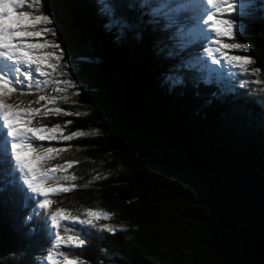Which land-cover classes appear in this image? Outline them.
Returning <instances> with one entry per match:
<instances>
[{"label": "trees", "instance_id": "obj_1", "mask_svg": "<svg viewBox=\"0 0 264 264\" xmlns=\"http://www.w3.org/2000/svg\"><path fill=\"white\" fill-rule=\"evenodd\" d=\"M50 2L57 35L48 38L64 49L58 70L77 87L51 93L61 114L34 123L86 135L35 142L66 149L45 167L59 169L51 184L72 190L52 195L48 210L26 187L13 190L0 205V264H46L56 209L81 219L87 210L111 214L83 248L60 249L81 264H264V0H247L237 20L251 25L255 49L231 53L253 57L254 76L212 65L210 42L191 41L188 23L165 27L142 0H118L117 13L132 23L123 35L105 27L100 0ZM18 88L11 102L44 95ZM105 225L115 234L98 231ZM65 227L80 225L61 227L80 235Z\"/></svg>", "mask_w": 264, "mask_h": 264}, {"label": "snow or ice", "instance_id": "obj_2", "mask_svg": "<svg viewBox=\"0 0 264 264\" xmlns=\"http://www.w3.org/2000/svg\"><path fill=\"white\" fill-rule=\"evenodd\" d=\"M100 2L104 5L101 12L109 18L106 28L116 27L123 35L125 29L132 27L128 18L117 13L118 0H111L110 4H104V0ZM45 4L49 9L47 14L43 10ZM145 5L150 8V15L167 21L165 27L190 24L188 35L191 41H206L213 45L207 49V58L211 60L212 65L223 62L238 69L241 75L254 76L261 71L259 68L250 70L249 66L255 63L253 57L231 54L237 51L247 53L256 47L251 42L254 40L251 25L245 27L243 24H237V20L248 10L247 0H239V6L238 0H153L151 3L149 0H142L141 6ZM52 9L50 0H0V179L4 181L3 186H0V205L8 202L14 194L13 190L21 191L26 187L30 193L43 198L39 201L40 209L48 210L53 204L50 199L52 195L72 190L67 186L51 184L54 173L59 169L45 167L46 161L66 149L45 147L42 143L35 142L71 141L74 137L84 136L86 133L76 131L64 135L59 124L48 127L34 123L37 116L61 114L62 110L58 107L48 109L31 106L41 101L54 104L56 97L39 95L38 100L31 101L28 105L23 102H11L13 95L19 91L18 86L23 87L27 82V88H32L33 68L39 77H47L50 74L48 69L55 73L60 67L64 49L54 39H47L49 35L53 38L57 35V28L49 27L54 24ZM261 22L264 23V19ZM237 36L249 39L250 42H225L235 41ZM168 55L172 56L173 53L169 52ZM61 75L64 73L61 72ZM168 79L174 85L181 83L179 77L169 76ZM54 82L57 85H65L64 88L57 87V92H63L68 87H77L71 81ZM35 83L39 87L41 81L36 79ZM252 83L262 82L253 80ZM75 94L80 95V92ZM63 114L73 115L72 112ZM71 166V163L64 165L65 168ZM85 216L86 218L81 219L64 209H56L50 214L48 219L52 234L46 237L49 246L43 256L46 264H81L79 259H70L60 249L83 248L87 243L85 237L98 236V232L91 231L96 228V222L111 219V214L105 211L87 210ZM64 221L81 226L78 229L65 227L66 233L76 231L80 235H62L61 227ZM98 231L115 234L116 229L105 225Z\"/></svg>", "mask_w": 264, "mask_h": 264}, {"label": "rangeland", "instance_id": "obj_3", "mask_svg": "<svg viewBox=\"0 0 264 264\" xmlns=\"http://www.w3.org/2000/svg\"><path fill=\"white\" fill-rule=\"evenodd\" d=\"M251 1H253V0H251ZM238 4H239V0H238ZM47 39H49V38L47 37ZM47 71L50 73L47 77H39L37 74H35V71L33 68V73H34L33 86L37 87L35 80L39 79L41 81V83H40L39 87H37L38 91L43 89V93L47 97H52L51 93H54V95L56 96L57 95L56 88L57 87L64 88L65 85H63V84L57 85L54 81L63 80V78L61 76V73H59L58 68H57L55 73H53L51 69H48ZM24 85L27 86V82H25ZM48 87H49V91L47 92V90H45V89ZM38 106H39V108H48V109H54V108L58 107L57 102H55L54 104H47L45 101L39 103ZM39 144H41V143H39ZM60 172L63 173V175L65 173L63 168L60 170Z\"/></svg>", "mask_w": 264, "mask_h": 264}, {"label": "bare ground", "instance_id": "obj_4", "mask_svg": "<svg viewBox=\"0 0 264 264\" xmlns=\"http://www.w3.org/2000/svg\"><path fill=\"white\" fill-rule=\"evenodd\" d=\"M124 1V0H123Z\"/></svg>", "mask_w": 264, "mask_h": 264}]
</instances>
